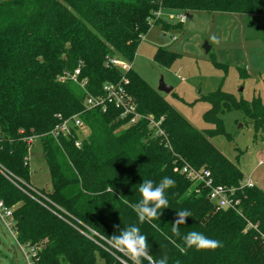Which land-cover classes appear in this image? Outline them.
<instances>
[{"label":"trees","instance_id":"trees-1","mask_svg":"<svg viewBox=\"0 0 264 264\" xmlns=\"http://www.w3.org/2000/svg\"><path fill=\"white\" fill-rule=\"evenodd\" d=\"M160 10L264 17V0H0V164L29 184L30 153L24 139L42 136L52 189L40 191L76 219L79 224L67 218L77 226H88L108 240L136 225L148 238L149 255L155 260L167 256V264H264V192L242 186L241 169L211 142L225 134L222 116L232 110L243 114L256 137L264 134L260 99L247 102L222 91L208 95L204 121L213 129L199 131L131 69L124 74L126 90L143 120L127 126L114 106L105 113L86 110L85 91L70 80L80 68L79 81H87L92 96H102L105 83H119L123 74L106 66L108 60L132 64L140 37L160 23L149 21ZM166 26L168 32L172 26ZM156 56L162 63L175 57L165 48ZM63 76H69L64 83L59 81ZM78 113L88 129L81 148L75 146L76 133L59 142L49 135L57 114L68 118ZM149 117L162 120L163 137H153ZM186 165L209 170L216 184L233 190L239 205L217 209L202 184L181 173ZM164 177L175 181L165 193L169 207L161 209L159 219L139 223L129 205L141 199L143 180L158 184ZM0 200L8 208L18 205V241L39 246L37 264H120L1 173ZM181 210L192 216L176 237L171 228ZM191 231L220 241L222 247L182 253V237Z\"/></svg>","mask_w":264,"mask_h":264},{"label":"rangeland","instance_id":"rangeland-1","mask_svg":"<svg viewBox=\"0 0 264 264\" xmlns=\"http://www.w3.org/2000/svg\"><path fill=\"white\" fill-rule=\"evenodd\" d=\"M177 14L164 11L161 18H155L160 23L140 39L132 61L133 71L156 92L163 78L172 91L158 93L199 131L213 129L204 121L210 109L205 98L212 93L222 91L247 102L257 98L264 105V17L185 12L186 22L179 26L176 19H171ZM164 24L172 28L166 32ZM165 32L169 37L166 41L162 37ZM212 36L219 43L212 42ZM206 44L209 52L204 49ZM162 48L175 57L160 62L156 55ZM243 118L241 112L226 111L222 116L225 134L216 135L211 142L240 166L246 181L251 180L264 192V134L256 137L253 126ZM29 165V184L50 192L51 178L39 141L30 150ZM17 206L12 209L15 211ZM0 264H27L14 238L1 223Z\"/></svg>","mask_w":264,"mask_h":264},{"label":"built area","instance_id":"built-area-1","mask_svg":"<svg viewBox=\"0 0 264 264\" xmlns=\"http://www.w3.org/2000/svg\"><path fill=\"white\" fill-rule=\"evenodd\" d=\"M160 11L159 13H153L152 18L149 21L151 22L152 19L161 18L163 16V11ZM171 19H176L180 24H184L186 22L185 14L180 12L177 14L176 17ZM140 38L141 40H143L144 35ZM173 40L175 41L176 39L173 38ZM106 66L114 67L120 70L123 74V77L121 81L117 84L110 82L105 83L102 89V96H92L87 92V81H79V76L81 74L80 68L75 70V72L71 75L70 80L75 83H78L80 87L83 88V90L85 91L86 98L84 100V106L86 110L97 109L105 113L108 111V108L110 106H114L116 109L121 110L120 119L128 120L127 126L137 125L140 120H143V115L138 113L136 106L134 105L133 99L126 90L128 80L124 76L125 73L132 69V64L122 61L118 58H113L108 60ZM67 77L69 76L60 77L59 81L64 83L67 80ZM81 116L82 114L78 113L71 117L65 118L61 114H57L56 119L58 123L49 133V135L52 136V138H54L57 142H59L61 138H70L73 136V133H76L78 138L75 141V146L77 148H81L82 141L85 139L87 135L86 132L88 130ZM148 125L149 130L153 133V137L158 138L163 137L165 135L164 130L162 128V120L157 121L153 117H149ZM21 133L24 134V131H21ZM41 137L42 136L39 135H32L24 139L28 145L29 153L31 148L35 145L36 141H39ZM29 159L30 157L28 158V161ZM0 173L21 191L29 195L41 205L45 206V208H47L53 214L69 223L86 239L90 240L91 242L99 246L102 250L114 257L120 264H133L132 260L126 254H123L114 249L108 243L107 239L102 237L100 234H98L96 231L92 230L88 226L82 225V229L75 223L68 220L72 219L77 222V220L74 219L71 215H69L59 206L55 205L48 197L43 195L40 190L18 179L10 171L5 169L1 164ZM181 173L186 176L191 182L202 184V187L208 191V200L214 206H216L217 209L227 210L230 208H235L237 205H239V202L232 197L233 190L228 189L225 186L216 184L209 170H195L192 167L186 165L183 167ZM241 185L249 188L255 186L251 180H244ZM28 191H30L31 193ZM0 223L10 232L11 236L14 238L15 242L23 253L24 258L26 259L27 264H37L38 254L40 252L39 246L21 244L18 241V228L17 222L14 217V210L12 208H8L2 200H0ZM147 261L149 263V260ZM141 264L144 263L141 261Z\"/></svg>","mask_w":264,"mask_h":264},{"label":"clouds","instance_id":"clouds-1","mask_svg":"<svg viewBox=\"0 0 264 264\" xmlns=\"http://www.w3.org/2000/svg\"><path fill=\"white\" fill-rule=\"evenodd\" d=\"M211 41L219 43L217 37L212 36ZM175 181L169 177H164L158 184H154L152 180H143L138 191L141 199L134 204L129 205L138 217L139 223H151L153 220L159 219L161 209L169 207V201L165 195L166 190L174 187ZM126 204L127 200L124 201ZM192 213L188 210L177 212V219L172 225L171 231L174 236L181 237L179 227L187 222L186 218L191 217ZM156 227V225H153ZM184 247H180L182 253L188 249L195 248L200 250H215L222 247V243L216 239H212L197 231H191L182 237ZM148 238L141 234L140 228L136 225L123 229L118 235L108 238V243L117 251L126 254L133 264H141L142 258L149 260V264H167V256L155 260L148 253Z\"/></svg>","mask_w":264,"mask_h":264},{"label":"water","instance_id":"water-1","mask_svg":"<svg viewBox=\"0 0 264 264\" xmlns=\"http://www.w3.org/2000/svg\"><path fill=\"white\" fill-rule=\"evenodd\" d=\"M162 37L164 38V40L167 39V34L163 33L162 34ZM205 51L206 52H209L210 51V48L208 47V45L206 44L205 47H204ZM172 91V88L167 86L164 81H163V78L160 80V83H159V87H158V92L159 93H164V94H169L170 92Z\"/></svg>","mask_w":264,"mask_h":264},{"label":"crops","instance_id":"crops-1","mask_svg":"<svg viewBox=\"0 0 264 264\" xmlns=\"http://www.w3.org/2000/svg\"><path fill=\"white\" fill-rule=\"evenodd\" d=\"M163 39H164V38H163ZM167 39H169L168 35H167ZM167 39H166V40H167ZM166 40H165V41H166ZM243 119H244V118H243ZM260 164H261V162H260ZM236 165L240 168V166H239L238 164H236ZM240 169H241V168H240ZM241 171H242V170H241ZM244 180H245V177H244ZM255 186L257 187L256 184H255Z\"/></svg>","mask_w":264,"mask_h":264}]
</instances>
